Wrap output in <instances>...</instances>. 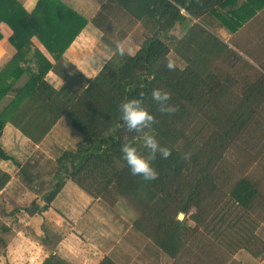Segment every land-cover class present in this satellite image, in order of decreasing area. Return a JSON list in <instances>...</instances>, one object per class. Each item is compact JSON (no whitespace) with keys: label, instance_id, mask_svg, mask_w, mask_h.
I'll return each mask as SVG.
<instances>
[{"label":"trees","instance_id":"16d2710c","mask_svg":"<svg viewBox=\"0 0 264 264\" xmlns=\"http://www.w3.org/2000/svg\"><path fill=\"white\" fill-rule=\"evenodd\" d=\"M111 6L139 23L147 38L134 55L114 48L99 72L86 77L77 69L70 74L62 62L87 18L61 0H37L30 13L18 0H0V23L11 30L16 48L0 71V160L19 166L1 146L7 124L34 145L61 120L78 136L75 148L57 158L55 182L47 190L34 189V180L20 167L29 188L38 191L23 214L43 225L67 181L89 191L100 182L101 191L114 189L138 206L133 229L167 256L216 243L245 249L264 264L257 222L255 234L231 236L219 228L222 223L231 227L223 216L207 218L211 205L227 195L264 224V184L237 178L224 165L226 155L240 145L242 151L255 152L252 161L264 167V68L252 54L226 44L199 23L168 46L175 27L206 15L235 34L264 12V0H107L100 9ZM170 50L182 67L167 59ZM48 73L63 84L55 87L46 79ZM75 77L86 81L79 90L71 86ZM9 180L0 169V191ZM203 225L205 231L199 233ZM12 232L10 225L0 226V235ZM227 237L235 239L228 242ZM7 244L0 236V245L6 249ZM40 264L70 263L51 253ZM98 264L113 262L105 257Z\"/></svg>","mask_w":264,"mask_h":264},{"label":"rangeland","instance_id":"374dc122","mask_svg":"<svg viewBox=\"0 0 264 264\" xmlns=\"http://www.w3.org/2000/svg\"><path fill=\"white\" fill-rule=\"evenodd\" d=\"M193 23H199L207 31L215 34L233 48L240 49L245 54H252V60L255 61L256 65H262L261 67L264 68V12H261L256 19L254 18L244 25L235 34H230L224 28H221L209 15L198 20L187 19L184 24L175 27L171 31L170 34L174 38L168 43L169 49ZM146 38L147 35L142 27L116 6L104 10L97 9L80 38L83 39L84 44L79 45L81 47L73 51V54L78 56L73 59V54H71L69 58L63 60L62 64L63 66L69 65L66 70L70 74L73 73L74 69H77L84 76L91 77L96 75L113 56L114 48H119L129 55H134ZM167 59L176 66L182 67L181 62L172 54L171 50L167 55ZM74 79L76 83L74 82L71 86L77 90L86 84V81L82 78L75 77ZM48 80L55 87L63 84V81L55 75ZM4 138L3 147L5 151L9 152L19 166L13 162H6L9 166L7 169L12 176H10V182L7 183L4 194L0 196V226L3 224L10 225L13 232L8 235H0L8 240L6 249L0 245V264H40L43 259L53 252H59L61 255L68 257L71 264H81V261L76 258V250L80 251L82 248L75 249V244L70 242L64 246L59 245L62 240L67 239L71 233L75 232L77 216L80 215L79 213L83 209L84 211L87 210V205L81 207L82 202L88 204L85 199L87 196L95 200L101 198L100 201L104 204L103 208L109 215L117 218L121 214L125 217L138 216V206L131 199L119 196L114 189L108 192L101 191L102 185L99 181V185L97 183L96 190L93 191L91 189L89 191L88 187L71 181L68 189L64 191L65 199L59 197L62 201L59 200L58 209L52 206L54 200L51 202V209L49 208L43 225H41L42 220L39 218L31 223L25 221L26 217L22 209L29 206L30 200L35 195L36 190L34 189L39 192L47 190L55 182L53 174L57 170L56 160L63 151L75 148L78 136L70 127L68 121L61 120L46 136V139L38 145L28 143L22 135L13 130L7 132ZM242 150L243 147L237 145L235 150H231L226 155L224 164L226 170L236 175L237 178L246 176L260 182V184H264V167L261 166L262 163L259 161L255 163L251 159L255 152L247 153ZM20 167L25 168L34 180L32 183L34 189L29 188L20 172ZM93 182V180L88 181L89 184ZM25 187L31 191L24 190ZM88 202L91 203L92 201ZM193 211L192 209L191 212ZM209 212L207 218L223 216L225 222L231 225L230 227L224 223L219 224V228L223 230L222 232L229 233L226 235H231L234 232H251L255 234V222H257L258 234L264 238V224H261L256 218L255 213H244L242 209L233 204L227 195L220 197L216 204H212ZM14 218H18L15 219L16 226L13 224ZM235 222L237 224L232 226ZM187 223L190 224V221L188 220ZM199 229L201 230H198V232L203 233L205 231L204 225L200 226ZM234 239V237L232 239L227 237L228 242H233ZM48 242H50V245H47ZM85 246V248H91V243ZM86 250L91 251V249H85V252ZM261 260H264V256ZM254 264H262V262L255 259Z\"/></svg>","mask_w":264,"mask_h":264},{"label":"crops","instance_id":"0c3cea01","mask_svg":"<svg viewBox=\"0 0 264 264\" xmlns=\"http://www.w3.org/2000/svg\"><path fill=\"white\" fill-rule=\"evenodd\" d=\"M61 1L70 8H72L78 14L87 18V20L90 22V18L93 16L94 12L97 9H100L101 4L104 3L106 0H61ZM18 2L21 4V6L24 8L26 12L30 13L35 9L37 0H18ZM137 24L140 26L139 23ZM86 27L75 39V41L71 44V46L67 49V51L63 56V59L69 58V56L73 54V51H76L78 47H81L84 44L83 39L81 40L80 38L81 36H83ZM0 34L2 36V38L0 39V71H1L4 68V66L8 64L9 61L16 54V48L10 42V37L12 35V32L9 29V27L4 23H0ZM32 41L34 45L41 52L45 54L42 45L35 38H33ZM45 55L49 58L48 54ZM76 56L78 55L73 54V59ZM52 76L53 73H48L46 79L48 80ZM49 82L53 84L51 81ZM11 130L16 131L18 134H20L11 125L7 124L4 127L1 136V146L3 149H4L3 138L5 134ZM23 139L28 141V143H31L25 137ZM5 152L8 155H10L9 152L7 151ZM6 162H10V161L0 160V169L8 173L10 176H12L10 171L7 169V167L9 166L8 164H6ZM70 183L71 181H67L65 183L63 188L60 190L61 192L58 193L57 197L52 202L53 204L51 203L55 209L60 205L59 202L62 201V199H60L59 197L61 196V198L65 199L64 191L68 189ZM6 186L0 191V196L4 194L6 190ZM24 190L29 192L31 191L27 187H25ZM35 197L36 196L33 195V198L30 200V202L34 200ZM85 199L88 204L82 202L81 207L87 205L86 206L87 210L84 211L83 209V211L79 213L80 215L77 216L76 224H75V232L71 233V235L68 236L67 239L62 240L59 245V246L61 245L64 246L65 244L70 242L72 244H75V249L82 248V250L80 251L76 250V258L79 261H81V264H98L105 257L110 258L113 264H254L255 263V258L249 253V251L241 248H228L227 246L224 247L216 243H214V246L209 245L207 248H201V249L183 248L177 254L176 257L173 258L169 257L162 250L157 248L148 237L144 236L143 234L133 229L132 221L135 217L133 216L125 217L123 214H121L117 218L115 216L109 215L104 210L103 208L104 204L103 202L100 201L101 198L95 200L94 198L87 196L85 197ZM88 201H92V202L89 203ZM89 206L90 208L88 209ZM47 212L45 213V218ZM24 216L26 217L25 221L27 222L29 221V223L32 222L26 215ZM15 219L17 220L18 218H14L13 221V224L16 226L17 222ZM89 243H91V248H85L86 247L85 245ZM85 249H91V251L86 250L85 252ZM56 254H58L59 256H61L71 264V262L68 260V257L61 255L59 252H56Z\"/></svg>","mask_w":264,"mask_h":264},{"label":"water","instance_id":"95a60500","mask_svg":"<svg viewBox=\"0 0 264 264\" xmlns=\"http://www.w3.org/2000/svg\"><path fill=\"white\" fill-rule=\"evenodd\" d=\"M178 218H179V219H182V218H183V215H182V214H179V215H178Z\"/></svg>","mask_w":264,"mask_h":264}]
</instances>
